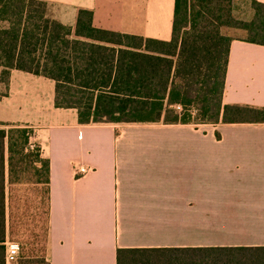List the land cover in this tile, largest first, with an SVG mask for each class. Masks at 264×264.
I'll list each match as a JSON object with an SVG mask.
<instances>
[{"label":"crops","instance_id":"obj_1","mask_svg":"<svg viewBox=\"0 0 264 264\" xmlns=\"http://www.w3.org/2000/svg\"><path fill=\"white\" fill-rule=\"evenodd\" d=\"M41 1L73 29L87 10L97 29L172 38L176 0ZM223 103L264 108V46L232 41ZM0 122L30 130L50 160V264H117L120 249L264 248V124L81 125L55 107L53 81L18 70Z\"/></svg>","mask_w":264,"mask_h":264},{"label":"trees","instance_id":"obj_2","mask_svg":"<svg viewBox=\"0 0 264 264\" xmlns=\"http://www.w3.org/2000/svg\"><path fill=\"white\" fill-rule=\"evenodd\" d=\"M237 1L176 0L172 38L160 41L97 29L91 11L81 10L73 29L49 18L44 1L0 0V100L18 70L53 81L55 107L76 110L81 125L264 124V108L223 103L236 39L222 29L242 30L241 40L264 46V4L242 0L254 12L243 21L233 16ZM29 133L0 122V264L8 232L24 239L18 264H50L51 166L40 147L28 150ZM6 167L11 188L30 186L21 198L37 196V206L21 198L13 204L10 191L9 226ZM20 171L32 180L18 182ZM117 264H264V248L120 249Z\"/></svg>","mask_w":264,"mask_h":264},{"label":"rangeland","instance_id":"obj_3","mask_svg":"<svg viewBox=\"0 0 264 264\" xmlns=\"http://www.w3.org/2000/svg\"><path fill=\"white\" fill-rule=\"evenodd\" d=\"M254 15V12L253 10L251 9L250 7V3L247 2V1H237L234 3V9H233V16L235 19H238V20H243V21H250L252 19ZM222 33L231 37V38H234V39H244L246 37V33L242 30H237V29H231V28H223L222 29ZM29 136H30V141H29V144H32L35 146L34 149H31L30 146L28 147V150L30 152H35L36 149L38 148L37 145H35L34 141H33V135H32V132L29 130ZM6 150H7V145H6ZM8 152V151H7ZM6 152V157L8 158V153ZM32 180V177L29 175V174H23L21 173L20 171V175L18 177V182L20 183H26V180ZM27 187H30V186H23V185H14L10 186V181H9V172H8V169L6 167V171H5V197H6V211H7V225L9 226V221H10V211H11V206H10V191H11V194L13 195L14 199L13 200V204H17L18 201H19V198H21L23 195H24V190H26ZM34 191L27 194V196L21 198V200H29L31 202L34 203V205L37 203L35 202L36 197L34 195ZM21 201V202H22ZM22 204V203H21ZM14 205H12L13 207ZM37 206V204H36ZM34 208V206H33ZM38 208V207H37ZM41 212H43V216L45 217V209L43 208V211L41 210ZM34 215L36 216V219L39 217V211L36 210L34 212ZM35 235L38 236L39 235V225L38 223L36 222L35 223ZM25 229V228H24ZM10 230V228H9ZM18 230V233L19 234H22L23 231L21 228H19V226L15 229V232ZM22 235H19L18 234H10L8 232V235H7V239H6V242L5 243H14V244H17L19 245V247L21 246L22 248V242H24V239L21 237ZM20 241V242H19ZM36 243V242H35ZM18 261H19V258L18 260L13 263V264H18Z\"/></svg>","mask_w":264,"mask_h":264},{"label":"built area","instance_id":"obj_4","mask_svg":"<svg viewBox=\"0 0 264 264\" xmlns=\"http://www.w3.org/2000/svg\"><path fill=\"white\" fill-rule=\"evenodd\" d=\"M29 146L31 149L35 148V146L32 144H29ZM85 173H86L85 169L79 170L77 172V176L85 174ZM5 248H6V256H5L6 264H11L17 261L19 253H20L19 245L14 244V243H5Z\"/></svg>","mask_w":264,"mask_h":264}]
</instances>
